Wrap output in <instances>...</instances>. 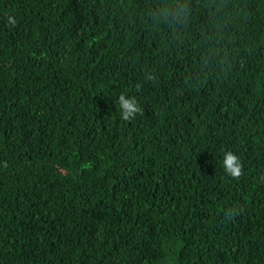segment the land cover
Masks as SVG:
<instances>
[{
  "label": "trees",
  "instance_id": "obj_1",
  "mask_svg": "<svg viewBox=\"0 0 264 264\" xmlns=\"http://www.w3.org/2000/svg\"><path fill=\"white\" fill-rule=\"evenodd\" d=\"M0 264H264V0H0Z\"/></svg>",
  "mask_w": 264,
  "mask_h": 264
},
{
  "label": "clouds",
  "instance_id": "obj_2",
  "mask_svg": "<svg viewBox=\"0 0 264 264\" xmlns=\"http://www.w3.org/2000/svg\"><path fill=\"white\" fill-rule=\"evenodd\" d=\"M9 26H15L17 20L9 15L7 18ZM119 116L124 121H130L136 117L140 111L139 102L135 97L121 94L118 98ZM221 167L225 174L231 178H239L242 171V163L239 156L232 151H225L221 160Z\"/></svg>",
  "mask_w": 264,
  "mask_h": 264
}]
</instances>
